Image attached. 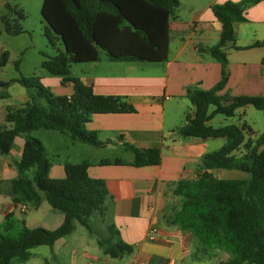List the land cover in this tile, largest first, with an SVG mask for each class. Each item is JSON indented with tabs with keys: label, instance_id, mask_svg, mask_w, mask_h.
Segmentation results:
<instances>
[{
	"label": "trees",
	"instance_id": "1",
	"mask_svg": "<svg viewBox=\"0 0 264 264\" xmlns=\"http://www.w3.org/2000/svg\"><path fill=\"white\" fill-rule=\"evenodd\" d=\"M263 1L241 0L212 6L222 25L221 37L215 46L200 50L222 64V79L209 91L187 89L194 112L187 114L185 125L175 129L182 138L226 139L221 149L203 156L196 178L179 182L174 190L181 205L170 223L198 239L192 254L195 262L264 264V132L254 140V131L246 123L220 127L210 124L215 116L232 118L247 106L261 111L264 117V97L220 95L229 80L226 47L231 44L238 49L235 24L246 22L247 9ZM180 6V0H44L41 14L48 25L46 35L49 38L53 32L59 36L65 53L47 58L42 65L49 74L62 78L63 85L72 82L73 94L57 98L38 77L17 80L26 89L28 101L20 108H7L6 126L0 127V155H9L16 138H22V156L15 165L19 177L12 182L14 203L38 208L45 199L52 208L65 213V220L61 227L49 231L30 229L23 219L7 216L0 224V264L28 262L34 248L54 246L73 233L77 223L92 231L91 218L105 213L107 185L105 180L89 176L90 161L67 162L65 177L54 179L50 176L53 163L47 150L32 133L58 131L71 141L101 146L98 133L87 125L97 108L105 106L106 112L117 108L113 101L95 96L91 87L73 76L72 66L100 62L104 55L115 63L166 62L170 21ZM2 21L8 33H18L8 16H3ZM8 60L9 52L3 51L0 67H5ZM9 85L10 82H0V87ZM127 148L136 154L135 166L158 162L151 159L153 155L157 157V151L143 157L135 147ZM121 163L107 160L101 165ZM218 171H239L248 176L222 179L215 175ZM109 231L108 239L98 240L104 254L115 260L130 255L133 247L121 239L116 227L111 225ZM222 253L228 254V259L222 260Z\"/></svg>",
	"mask_w": 264,
	"mask_h": 264
},
{
	"label": "crops",
	"instance_id": "2",
	"mask_svg": "<svg viewBox=\"0 0 264 264\" xmlns=\"http://www.w3.org/2000/svg\"><path fill=\"white\" fill-rule=\"evenodd\" d=\"M240 1L180 0L181 6L170 21L166 62L115 63L102 59L97 63L73 65L77 69L72 66L73 76L91 87L95 96L113 101V107L117 108L113 112H106L105 106L97 108L87 125L98 133L101 146L70 141L74 148L70 159L76 162L69 163L90 161L89 176L106 182L109 194L105 213L91 218L92 231L77 223L74 232L54 246L34 248L30 260L23 264H198L192 259L198 239L170 223L181 205V198L174 195V190L179 182L196 178L203 156L221 149L226 139L182 138L175 129L185 125L187 114L194 112L187 89L209 91L222 79V64L200 50L215 46L221 37L222 25L212 6ZM5 15H0V30L5 29L2 21ZM235 34L238 49L231 44L226 47L229 80L220 95L264 97V1L247 9L246 22L235 24ZM257 43L263 44L255 46ZM58 78L63 85L62 78ZM63 86L68 89L67 97L72 96L73 83ZM27 101V93L21 94L20 107ZM8 107L20 108L0 103V127L6 126ZM248 110L247 106L238 111ZM214 121L215 117L210 122L212 126ZM127 146L138 149L143 157L157 151V157L153 155L151 159L158 162L135 166L136 154ZM23 148L24 140L18 137L11 153L0 155V224L13 214L30 229L54 231L63 224L65 213L52 208L45 199L38 208L13 201L12 182L19 177L15 165ZM107 160L122 163L101 165ZM55 164L51 177L64 178L65 163L60 162L59 169ZM232 172L218 171L215 175L237 179ZM111 225L133 247V252L121 260L109 258L98 245L99 239L110 237ZM153 228L158 230L154 241L150 237Z\"/></svg>",
	"mask_w": 264,
	"mask_h": 264
},
{
	"label": "rangeland",
	"instance_id": "3",
	"mask_svg": "<svg viewBox=\"0 0 264 264\" xmlns=\"http://www.w3.org/2000/svg\"><path fill=\"white\" fill-rule=\"evenodd\" d=\"M43 2L44 0H0V15L6 14L11 20L13 30L18 31L17 34H11L5 29L0 30V50L9 52L8 63L5 67H0V82H10L9 86L0 87L1 106H21L19 102L21 94L27 93L26 89L17 82L21 77H38L42 85L57 98L67 96L68 89L60 85L59 78L49 74L42 65L47 58L65 53V47L59 36L52 32L49 40L46 35L48 25L43 21L41 14ZM103 59H106L105 55ZM73 68L77 69L76 66ZM4 94L7 96L2 97ZM248 109L247 112L237 111L232 118L215 116L213 126L241 125L247 122L254 130V139H257L264 132L263 113L253 106H248ZM32 135L44 141L48 156L52 163H56V168L59 167L57 165L60 162L62 164L76 162L70 159L74 148L66 135L47 130L36 131ZM53 135H57L56 138ZM48 136L51 138L47 139ZM123 151L126 153V150ZM124 153L121 156H124ZM232 173L237 176V179L248 176L237 171ZM92 222L95 223V218ZM228 257L226 253L220 255L222 260ZM216 262L218 261L198 262V264H215Z\"/></svg>",
	"mask_w": 264,
	"mask_h": 264
},
{
	"label": "built area",
	"instance_id": "4",
	"mask_svg": "<svg viewBox=\"0 0 264 264\" xmlns=\"http://www.w3.org/2000/svg\"><path fill=\"white\" fill-rule=\"evenodd\" d=\"M157 232H158L157 228H153V229L151 230V235H150L151 240L154 241V240L157 239Z\"/></svg>",
	"mask_w": 264,
	"mask_h": 264
}]
</instances>
